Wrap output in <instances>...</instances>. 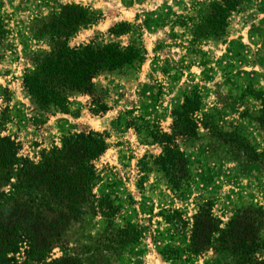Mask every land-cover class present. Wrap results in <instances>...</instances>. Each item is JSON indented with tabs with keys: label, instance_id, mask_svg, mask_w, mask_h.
<instances>
[{
	"label": "rangeland",
	"instance_id": "374dc122",
	"mask_svg": "<svg viewBox=\"0 0 264 264\" xmlns=\"http://www.w3.org/2000/svg\"><path fill=\"white\" fill-rule=\"evenodd\" d=\"M212 1L0 0V136H10L18 154L33 161L70 133L98 131L107 143L94 160L97 212L70 220L48 261L264 259V0H242L220 29L208 20ZM59 4L100 14L71 35L69 45L95 38L145 48L141 59L97 75L91 94H72L65 106L39 103L24 87L26 73L51 49L44 25L53 12L61 14ZM120 21L131 23L130 30L110 33ZM187 96L196 101L180 112L190 135L172 133ZM174 144L181 159L169 170L159 157L164 145ZM102 198L107 202L99 205ZM203 203V215L218 220V229L208 232V249L195 253L190 237ZM243 240L254 243L246 249L250 255L241 253ZM24 249L12 254L11 264H42Z\"/></svg>",
	"mask_w": 264,
	"mask_h": 264
},
{
	"label": "trees",
	"instance_id": "16d2710c",
	"mask_svg": "<svg viewBox=\"0 0 264 264\" xmlns=\"http://www.w3.org/2000/svg\"><path fill=\"white\" fill-rule=\"evenodd\" d=\"M241 1H212L208 19L210 25L216 29L224 27L229 12ZM59 5L61 14L53 12L44 25L50 31L51 49L33 70L26 73L24 87L39 103L65 106L72 94H91L93 79L97 75L141 59L145 48L142 42L123 44L114 40L98 41L95 38L71 46L68 38L80 27L97 22L100 14L77 4ZM131 26L129 22L120 21L109 31L118 36L128 32ZM194 100V97L187 96L181 111L175 112L172 133L190 135L180 112L191 102H196ZM190 120L187 117L186 122L190 124ZM163 135L168 136L165 133ZM106 147L104 133L94 130L70 133L62 138L60 147L53 146L49 151H43L41 158L33 161L18 154L19 146L10 136H0V264H11L12 254L21 247H25L26 255L35 263H58L56 258L50 261L47 259L51 249L59 243L66 225L70 220L80 221L85 214L95 211L99 198L93 192L98 180L94 160ZM159 158L166 169L177 168L181 159L177 145H164ZM169 182L173 188L179 185L176 178ZM106 202L107 199L102 198L99 205ZM204 205L200 206L201 213L194 217L192 225L190 250L195 253L208 249L209 244H212L208 232L213 233L218 229V220L203 215ZM46 213H50L51 217L47 218ZM130 226L124 230L125 239L128 238L127 230ZM245 241H242L241 253L250 255V249H246L254 243L244 244ZM253 261L264 264V259L259 260L253 256L249 260L242 258L241 263Z\"/></svg>",
	"mask_w": 264,
	"mask_h": 264
}]
</instances>
